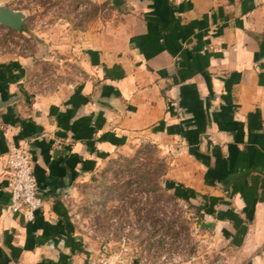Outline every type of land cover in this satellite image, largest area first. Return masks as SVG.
<instances>
[{
	"label": "crops",
	"instance_id": "crops-1",
	"mask_svg": "<svg viewBox=\"0 0 264 264\" xmlns=\"http://www.w3.org/2000/svg\"><path fill=\"white\" fill-rule=\"evenodd\" d=\"M110 3L113 16L74 48L82 80L31 103L0 81L15 98L0 109V264L95 255L98 242L77 227L66 194L144 140L169 161L167 187L201 200L226 247L216 264H264V0ZM21 142L38 186L66 191L43 197L32 221L8 208L5 155Z\"/></svg>",
	"mask_w": 264,
	"mask_h": 264
},
{
	"label": "rangeland",
	"instance_id": "rangeland-1",
	"mask_svg": "<svg viewBox=\"0 0 264 264\" xmlns=\"http://www.w3.org/2000/svg\"><path fill=\"white\" fill-rule=\"evenodd\" d=\"M110 1L0 0L25 14L19 30L0 24V78L10 74L14 93L22 99L25 93L30 103L61 83L82 80L84 70L72 60L78 53L74 48L86 30L99 29L113 16ZM17 73L23 75L16 78ZM168 166L156 144L135 142L67 193L66 209L89 240H115L127 230L145 252L143 264L223 263L226 247L197 210L201 200L167 187Z\"/></svg>",
	"mask_w": 264,
	"mask_h": 264
},
{
	"label": "built area",
	"instance_id": "built-area-1",
	"mask_svg": "<svg viewBox=\"0 0 264 264\" xmlns=\"http://www.w3.org/2000/svg\"><path fill=\"white\" fill-rule=\"evenodd\" d=\"M7 168L8 208L19 214L24 221H32L36 212L43 208L44 200L37 192L33 154L27 142L9 147L5 155ZM98 252L81 264H141L147 261L145 252L130 240L128 231L122 229L115 240L98 238ZM105 240V241H104Z\"/></svg>",
	"mask_w": 264,
	"mask_h": 264
},
{
	"label": "water",
	"instance_id": "water-1",
	"mask_svg": "<svg viewBox=\"0 0 264 264\" xmlns=\"http://www.w3.org/2000/svg\"><path fill=\"white\" fill-rule=\"evenodd\" d=\"M112 2H117L120 0H111ZM25 14L21 10H14L11 9L5 5H0V24L4 25L10 29L13 30H19L22 28L24 24ZM15 98H8L7 93L2 90L1 96H0V107L5 106L6 104L14 101ZM37 192L43 196H59L62 193H65L66 191H58V192H52V191H46L41 186L37 187Z\"/></svg>",
	"mask_w": 264,
	"mask_h": 264
},
{
	"label": "trees",
	"instance_id": "trees-1",
	"mask_svg": "<svg viewBox=\"0 0 264 264\" xmlns=\"http://www.w3.org/2000/svg\"><path fill=\"white\" fill-rule=\"evenodd\" d=\"M7 65H9V64H7ZM1 67H6L7 69H8V67L7 66H4V65H1ZM8 73H9V71H8ZM9 75L10 74H8V77H7V79H4V77H2V78H0V80H2L3 82H9L10 80H12L11 79V75H10V77H9ZM6 84V83H5ZM182 196V195H181ZM182 197H186V196H182Z\"/></svg>",
	"mask_w": 264,
	"mask_h": 264
}]
</instances>
